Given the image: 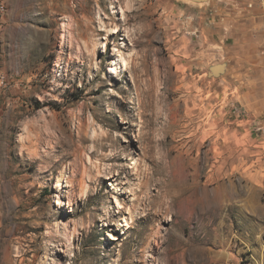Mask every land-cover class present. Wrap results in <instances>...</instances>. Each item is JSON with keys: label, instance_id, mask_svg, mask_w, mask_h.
<instances>
[{"label": "rangeland", "instance_id": "374dc122", "mask_svg": "<svg viewBox=\"0 0 264 264\" xmlns=\"http://www.w3.org/2000/svg\"><path fill=\"white\" fill-rule=\"evenodd\" d=\"M0 2V264H264V0Z\"/></svg>", "mask_w": 264, "mask_h": 264}, {"label": "crops", "instance_id": "0c3cea01", "mask_svg": "<svg viewBox=\"0 0 264 264\" xmlns=\"http://www.w3.org/2000/svg\"><path fill=\"white\" fill-rule=\"evenodd\" d=\"M229 3L231 5L229 8H226L224 4L220 5L218 3H210L204 7L205 11H202V12H205L208 15L212 14L211 16H214L215 10L217 8L219 11L216 10L218 12H216L217 19L215 21V27L225 29V31H227L228 34H231V36L232 35L236 37L239 36L240 31L236 35L238 30H243L244 33H250V28H254V25L251 23V20H248L247 18L249 17L250 14H253L254 11L252 10L253 11L252 12L251 10H246L247 12H245V14H242L245 8L244 4H242L241 2H238L239 4L237 5V3L235 4L233 1ZM220 6H222V8H220ZM208 28H211L210 23L208 24ZM221 31L224 32V30H221ZM230 46L232 49L240 48L238 41L237 42L233 41ZM6 50L7 48L5 47V44L1 45L0 43V62L1 63H5L7 61L9 62V60L13 58V54H11V52L7 53ZM254 59L250 58L249 61L252 60V63H255L256 65L258 59L256 58ZM259 62L262 63L261 60H259ZM237 75L231 74L230 77H235L234 79H237L238 77L239 79L245 80L248 82L250 86L248 88V91L244 95L264 97L263 85L261 83L258 84V80L263 79V78L258 79L256 70L251 71V72H246V73L242 72L241 75L238 73ZM225 79L229 81L231 78L227 77Z\"/></svg>", "mask_w": 264, "mask_h": 264}, {"label": "bare ground", "instance_id": "6f19581e", "mask_svg": "<svg viewBox=\"0 0 264 264\" xmlns=\"http://www.w3.org/2000/svg\"><path fill=\"white\" fill-rule=\"evenodd\" d=\"M111 10H112V12H111V14H116V6H114V4L113 3H111ZM105 18L106 19H111L110 18V16H105ZM105 28H107V26L106 25H101V30H105ZM111 28V27H110ZM117 28V27H116ZM112 32H116V30L114 31V30H112ZM96 47V46H95ZM118 51V53H117V56H119V59L117 60V61H120L121 60V58H122V55H121V52H119V50H117ZM115 62H116V60H115ZM109 73L111 74V75H114L115 77H119V70H118V67L116 66V63H114V61H113V63H112V65H110V67H109ZM134 165H136V163L134 162ZM134 165H131L132 167L134 166ZM123 184H126V183H124V182H122ZM133 190L135 191V190H137V189H134L133 188ZM55 203L58 205V206H66V205H68L67 204V202L66 201H64V199L63 198H61V197H57V199L55 200ZM116 205L118 206V207H120V204L118 203V201H116ZM125 220H126V222H127V226L128 227H131L130 225H129V223H128V219L127 218H125V217H123ZM110 224H116V222L114 221V220H112V222L110 223ZM108 237H109V239H113V240H116L118 237H117V235L115 234V233H113V232H109L108 233ZM55 242V241H54ZM52 243H53V241H52ZM53 245L54 246H57L56 245V243H53ZM59 252H61L63 255H67L68 253V251L66 250V248H64V247H60V249H59ZM56 263V262H55ZM57 264H62L61 262H58Z\"/></svg>", "mask_w": 264, "mask_h": 264}, {"label": "built area", "instance_id": "2783aa9c", "mask_svg": "<svg viewBox=\"0 0 264 264\" xmlns=\"http://www.w3.org/2000/svg\"><path fill=\"white\" fill-rule=\"evenodd\" d=\"M6 5L3 2H0V14L5 13ZM5 83V76L0 75V86Z\"/></svg>", "mask_w": 264, "mask_h": 264}, {"label": "water", "instance_id": "95a60500", "mask_svg": "<svg viewBox=\"0 0 264 264\" xmlns=\"http://www.w3.org/2000/svg\"><path fill=\"white\" fill-rule=\"evenodd\" d=\"M193 1H197V2H204V1H207V0H193ZM223 65H217V66H215V67H213V72L215 73V74H219L220 72H222L223 71Z\"/></svg>", "mask_w": 264, "mask_h": 264}]
</instances>
